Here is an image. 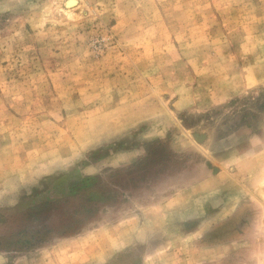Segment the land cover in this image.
I'll return each mask as SVG.
<instances>
[{
    "label": "rangeland",
    "instance_id": "obj_1",
    "mask_svg": "<svg viewBox=\"0 0 264 264\" xmlns=\"http://www.w3.org/2000/svg\"><path fill=\"white\" fill-rule=\"evenodd\" d=\"M0 264H264V0H0Z\"/></svg>",
    "mask_w": 264,
    "mask_h": 264
},
{
    "label": "snow or ice",
    "instance_id": "obj_2",
    "mask_svg": "<svg viewBox=\"0 0 264 264\" xmlns=\"http://www.w3.org/2000/svg\"><path fill=\"white\" fill-rule=\"evenodd\" d=\"M147 190H150L148 183L145 181L143 182V187L140 188L137 191V195H142L144 194ZM218 211V210H217ZM230 218L229 213L225 212L223 216H218L215 214H210L208 217H205V224H204V231H212L214 228L226 224L228 219Z\"/></svg>",
    "mask_w": 264,
    "mask_h": 264
}]
</instances>
